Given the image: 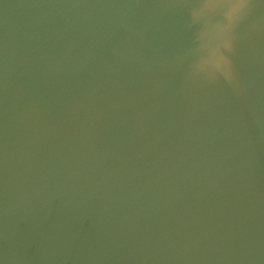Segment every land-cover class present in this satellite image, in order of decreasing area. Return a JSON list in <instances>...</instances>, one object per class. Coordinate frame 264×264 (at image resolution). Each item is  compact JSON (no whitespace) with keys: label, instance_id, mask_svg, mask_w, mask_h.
<instances>
[{"label":"water","instance_id":"95a60500","mask_svg":"<svg viewBox=\"0 0 264 264\" xmlns=\"http://www.w3.org/2000/svg\"><path fill=\"white\" fill-rule=\"evenodd\" d=\"M0 264H264V0H0Z\"/></svg>","mask_w":264,"mask_h":264}]
</instances>
